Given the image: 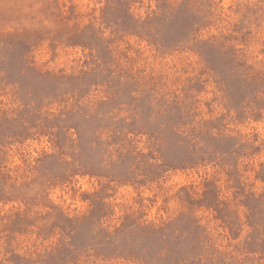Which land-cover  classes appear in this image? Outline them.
<instances>
[{"label": "rangeland", "instance_id": "1", "mask_svg": "<svg viewBox=\"0 0 264 264\" xmlns=\"http://www.w3.org/2000/svg\"><path fill=\"white\" fill-rule=\"evenodd\" d=\"M0 264H264V0H0Z\"/></svg>", "mask_w": 264, "mask_h": 264}]
</instances>
